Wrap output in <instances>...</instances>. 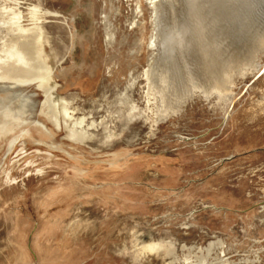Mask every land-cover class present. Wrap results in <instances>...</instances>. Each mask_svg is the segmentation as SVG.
<instances>
[{
  "label": "rangeland",
  "instance_id": "obj_1",
  "mask_svg": "<svg viewBox=\"0 0 264 264\" xmlns=\"http://www.w3.org/2000/svg\"><path fill=\"white\" fill-rule=\"evenodd\" d=\"M0 21L29 45L0 91V264H264V0H0Z\"/></svg>",
  "mask_w": 264,
  "mask_h": 264
},
{
  "label": "bare ground",
  "instance_id": "obj_2",
  "mask_svg": "<svg viewBox=\"0 0 264 264\" xmlns=\"http://www.w3.org/2000/svg\"><path fill=\"white\" fill-rule=\"evenodd\" d=\"M36 7V6H35ZM9 9V8H8ZM4 10V9H3ZM31 11V10H30ZM21 12V11H20ZM19 13V12H18ZM2 14V13H1ZM2 16V15H1ZM19 16V15H18ZM2 20V19H1ZM13 20V19H12ZM35 20H37V19H35ZM34 19H33V21H35ZM6 21V20H5ZM8 21V20H7ZM22 21V20H21ZM4 21H0V25L3 23ZM17 22V21H16ZM9 23V22H8ZM14 23V22H13ZM5 24V23H4ZM16 24V23H15ZM7 24H5V26H6ZM23 26V25H22ZM7 27V26H6ZM38 27V26H37ZM33 28V27H32ZM7 29V28H6ZM14 29V28H13ZM8 30H9V27H8V29H7V32H8ZM38 30V29H37ZM14 31H16V30H14ZM20 31H21V29H20ZM32 31H35V28H34V30H32ZM19 32V31H18ZM28 32V31H27ZM40 32V31H39ZM14 33V32H13ZM23 33V32H22ZM32 33H34V36H35V32H32ZM41 33V32H40ZM40 33L38 34V36L40 35ZM10 34H12V32L10 33ZM18 34V33H17ZM20 34V33H19ZM25 34V33H24ZM15 35V34H14ZM23 35V34H22ZM42 35V34H41ZM4 36V35H3ZM3 36L1 37L2 39H3ZM11 36V35H10ZM31 36V35H30ZM37 36V35H36ZM19 37V36H18ZM10 38H13V36L12 37H10ZM17 38V37H16ZM26 38V37H25ZM29 38H31V37H28V40H29ZM32 38H33V36H32ZM31 38V40H29V42H31L33 39ZM6 39H8V38H6ZM5 39V40H6ZM20 39V38H19ZM36 39H37V37H36ZM4 40V41H5ZM11 40V39H10ZM28 40H27V42H28ZM2 41V40H1ZM39 41V40H38ZM41 41V40H40ZM39 41V42H40ZM22 42V40L21 41H15V38H14V40H11L10 42H9V40H8V43H7V45H5L3 48H1L0 49V91H4V92H6V93H8V95L9 96H11L12 95V86H14V84H22V85H26V82H24V80L25 79H22V78H20V79H16L17 81H15L14 80V75H17V74H14V73H17V72H20V74H26V72L28 73V71L29 70H27V68L26 67H24L23 66V68H17L16 66H15V62H17L18 61V63H23V64H26V61H27V52H28V46H26L24 43V47H23V49H20V45L22 44L21 43ZM34 42H36V40L34 41ZM3 44H6V43H3ZM3 44H2V46H3ZM27 44H29V43H27ZM36 44V43H35ZM39 44V43H38ZM22 48V47H21ZM39 49V48H38ZM19 52L20 53V56L19 57H17L15 54H16V52ZM31 53V52H30ZM31 54H34V52H32ZM30 54V55H31ZM48 54V53H47ZM46 55V54H45ZM48 56V55H47ZM35 57V56H34ZM38 57V56H37ZM36 57V58H37ZM40 58V57H39ZM38 59V58H37ZM37 59H35V60H37ZM41 61V60H40ZM30 62V61H29ZM31 63H29L28 65H30ZM21 66V65H20ZM31 66V65H30ZM33 67V66H32ZM32 67H30V68H32ZM31 71V70H30ZM14 74V75H13ZM15 77H17V76H15ZM56 85V84H55ZM53 95H56V94H54L53 93ZM15 97V96H14ZM51 97H52V95H51ZM48 98V97H47ZM58 99V98H57ZM13 100H15V99H13ZM56 101V100H55ZM5 103V102H4ZM11 103H12V100H8V102L6 103V105H7V108H8V112H10V114H11V111H12V105H11ZM50 105V104H49ZM40 106V105H39ZM43 113V112H42ZM48 113H49V111H48ZM2 114V112H0V115ZM54 116V115H53ZM63 116V115H62ZM54 118H56V117H54ZM63 118V117H62ZM52 122V121H51ZM56 122V121H55ZM16 124V123H15ZM66 124V123H65ZM61 125V124H60ZM7 129V128H6ZM2 133V132H1ZM6 133V132H5ZM9 133V132H8ZM7 133V134H8ZM72 135H73V133H72ZM75 136V135H74ZM15 140L16 139H12V141H11V143H10V147L12 148L13 147V144H14V142H15ZM10 142V141H9ZM141 232V231H140ZM156 251V250H155Z\"/></svg>",
  "mask_w": 264,
  "mask_h": 264
}]
</instances>
